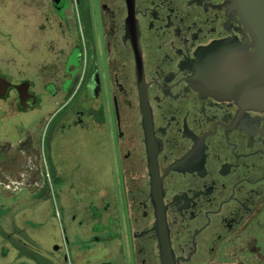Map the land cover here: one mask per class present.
Instances as JSON below:
<instances>
[{"label":"flooded vegetation","instance_id":"flooded-vegetation-1","mask_svg":"<svg viewBox=\"0 0 264 264\" xmlns=\"http://www.w3.org/2000/svg\"><path fill=\"white\" fill-rule=\"evenodd\" d=\"M51 5L57 61L36 79L0 67V264H162L163 249L172 264H264V112L195 74L209 46L253 51L236 1ZM60 95L47 143L28 114ZM53 136L83 140L119 187L63 175Z\"/></svg>","mask_w":264,"mask_h":264},{"label":"rangeland","instance_id":"rangeland-1","mask_svg":"<svg viewBox=\"0 0 264 264\" xmlns=\"http://www.w3.org/2000/svg\"><path fill=\"white\" fill-rule=\"evenodd\" d=\"M54 16L51 0H0V67L4 72L14 75L15 78L30 75L31 78L36 79L42 63L49 64L57 61L56 52L60 44L59 30ZM27 64L32 68L29 74L25 70ZM48 72L49 70H46L45 73ZM34 89L39 92L40 83H34ZM44 97L46 102L44 112L40 116L38 111L29 112L28 122L31 133L34 135L39 130L42 139L46 137L48 143L50 136L60 124L59 118L51 120L50 123L49 121L63 97L60 95L51 100L47 96ZM25 117L15 118L14 121L20 122ZM39 117L45 118L40 125ZM50 144L52 151L60 150V159L65 160L69 166L62 164L63 167L58 168L63 175L68 176L74 169L75 177L87 179L88 185L92 184L100 190L114 185L116 188L119 187L117 180L113 182L115 176L112 175L113 170L110 164L98 166L91 164V159L87 158V145L83 140L71 141L69 138L59 140V137L53 136ZM75 181V186L81 187L78 181ZM68 187V184L63 187L61 199L64 197L69 199L73 196L72 189ZM67 199L63 200L64 204L68 201ZM45 207L48 211L49 201L45 203Z\"/></svg>","mask_w":264,"mask_h":264},{"label":"water","instance_id":"water-1","mask_svg":"<svg viewBox=\"0 0 264 264\" xmlns=\"http://www.w3.org/2000/svg\"><path fill=\"white\" fill-rule=\"evenodd\" d=\"M235 1L241 22L252 36L253 51L238 48L231 54H217V46H209L197 53L196 78L204 88L264 112V0ZM4 89H0V96ZM162 264H172L165 249Z\"/></svg>","mask_w":264,"mask_h":264},{"label":"crops","instance_id":"crops-1","mask_svg":"<svg viewBox=\"0 0 264 264\" xmlns=\"http://www.w3.org/2000/svg\"><path fill=\"white\" fill-rule=\"evenodd\" d=\"M98 198H102V193L99 194ZM100 202H102V199L100 200Z\"/></svg>","mask_w":264,"mask_h":264}]
</instances>
